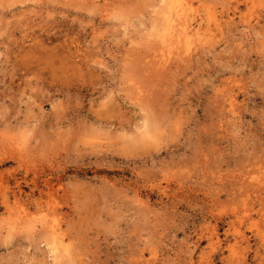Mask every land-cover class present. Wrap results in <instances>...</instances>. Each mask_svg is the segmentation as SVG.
<instances>
[{
	"label": "rangeland",
	"instance_id": "rangeland-1",
	"mask_svg": "<svg viewBox=\"0 0 264 264\" xmlns=\"http://www.w3.org/2000/svg\"><path fill=\"white\" fill-rule=\"evenodd\" d=\"M171 1L0 0V264H264V0Z\"/></svg>",
	"mask_w": 264,
	"mask_h": 264
},
{
	"label": "bare ground",
	"instance_id": "bare-ground-1",
	"mask_svg": "<svg viewBox=\"0 0 264 264\" xmlns=\"http://www.w3.org/2000/svg\"><path fill=\"white\" fill-rule=\"evenodd\" d=\"M170 2V1H169ZM163 4V3H162ZM165 8V7H164ZM169 8H170V13H171V16L169 17V19H168V22H169V24H168V32H167V36H169L170 37V35H174V34H172V32L174 31V30H177V33H178V35H177V37H178V40L182 43V39H187L188 37H190V31L188 30V28L187 27H185V26H182V24L181 23H183V22H178V21H180L181 20V18L183 17V16H186V11H185V8H184V5H183V3H182V1L181 0H172L171 1V3H170V5H169ZM167 9V8H166ZM164 10V9H163ZM163 13V12H162ZM173 14H175L176 15V17H177V22L178 23H176V19H174L173 17L174 16H172ZM163 15V14H162ZM203 17V16H202ZM165 19V18H164ZM187 19V18H186ZM186 19H185V21H186ZM185 21H184V25H186V23H185ZM162 24V23H161ZM188 25V24H187ZM160 26V25H159ZM211 27V26H210ZM162 28V27H161ZM190 29V28H189ZM191 30V29H190ZM176 33V34H177ZM192 33V32H191ZM169 34V35H168ZM173 37H175V36H173ZM168 40V39H167ZM172 43V42H171ZM175 43V42H174ZM183 45V44H182ZM196 45V44H195ZM162 47V46H161ZM176 47V46H175ZM181 48V47H180ZM166 49V48H165ZM168 49V48H167ZM194 49V48H193ZM172 50V49H171ZM174 50V49H173ZM178 51H180V50H178ZM182 51V50H181ZM165 52H167V51H165ZM171 52V51H170ZM170 52L168 53V54H170ZM176 53H178V52H176ZM175 53V54H176ZM174 54V55H175ZM173 55V56H174ZM183 55V54H182ZM158 56V55H157ZM171 56V55H170ZM189 56V55H188ZM183 57V56H182ZM180 58V57H179ZM178 58V59H179ZM166 59V58H165ZM174 59V58H173ZM171 61V60H170ZM179 61V60H178ZM184 61V60H183ZM166 62V61H165ZM168 62V61H167ZM160 63V62H159ZM170 63V62H169ZM178 63V62H177ZM165 66V65H164ZM163 67V66H162ZM169 68H170V66H168ZM165 68V67H164ZM162 70V69H161ZM148 128V127H147ZM142 132V131H141ZM147 134V133H146ZM145 135V134H144ZM45 228V227H44ZM50 228V230H51V235L53 236V238L54 239H56L57 238V235H56V230H55V226H50L49 227ZM50 235V236H51ZM52 238V239H53ZM57 248V247H56ZM59 248V247H58ZM59 252V251H58ZM57 254V253H56ZM52 256V255H51ZM56 257H58V255L56 256ZM65 264V263H64ZM67 264V263H66ZM70 264V263H69Z\"/></svg>",
	"mask_w": 264,
	"mask_h": 264
}]
</instances>
